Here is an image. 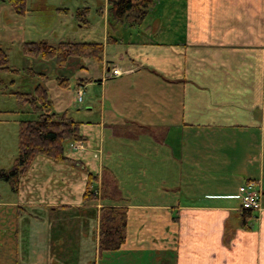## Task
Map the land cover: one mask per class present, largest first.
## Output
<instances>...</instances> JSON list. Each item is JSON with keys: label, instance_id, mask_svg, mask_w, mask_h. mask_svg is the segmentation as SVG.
I'll list each match as a JSON object with an SVG mask.
<instances>
[{"label": "crops", "instance_id": "obj_1", "mask_svg": "<svg viewBox=\"0 0 264 264\" xmlns=\"http://www.w3.org/2000/svg\"><path fill=\"white\" fill-rule=\"evenodd\" d=\"M161 2L113 37L105 1L81 148L36 155L0 199V263L264 264V0ZM246 181L260 207L243 219ZM102 207L123 211L116 250L98 247Z\"/></svg>", "mask_w": 264, "mask_h": 264}, {"label": "rangeland", "instance_id": "obj_2", "mask_svg": "<svg viewBox=\"0 0 264 264\" xmlns=\"http://www.w3.org/2000/svg\"><path fill=\"white\" fill-rule=\"evenodd\" d=\"M105 1L26 0L27 12L21 16L14 14L5 2H0V47L6 49L9 66L16 70V72L0 71V170H8L16 156L17 121L24 118H34L36 115V112H34L35 114L28 113V107L25 104H19L13 96L7 94L8 92H30L34 85L41 84L47 89L52 111L56 118L64 113L74 120L85 119L86 101L94 92H98L97 84L93 80L88 81V79L96 80L99 77V65L85 59H69L64 66H58L52 61H43L37 57L23 55L21 43L23 41L43 40L55 45L60 41L101 40L104 27H106L103 16ZM157 1H151L154 4V10L150 9L151 6L149 7L147 19L153 18ZM161 1L160 11L167 10L169 0ZM80 7L88 8L85 14L88 20L86 25H81L82 22L73 16L75 10ZM128 13L134 17L137 15V12L129 11ZM127 16L124 19L107 16L108 35L114 33L113 37H116L118 31L115 29H120L122 26L120 24L132 22L130 20L132 16ZM134 28H137V25ZM126 32L127 28L124 27L121 29L120 35ZM110 43H107V48L112 45ZM27 70L39 72L42 75L31 76ZM63 76L67 77L68 83L66 87L60 88L56 85V79ZM85 81L88 82L82 83ZM94 118L92 116V119ZM79 141H68L67 139L65 144H68L71 149L81 148ZM94 195L96 199L95 192ZM12 197V191L8 184L0 180V199ZM144 257L150 260L148 254H145ZM80 263L85 264V262ZM144 263L148 264V262ZM150 264H156V262L152 261Z\"/></svg>", "mask_w": 264, "mask_h": 264}, {"label": "trees", "instance_id": "obj_3", "mask_svg": "<svg viewBox=\"0 0 264 264\" xmlns=\"http://www.w3.org/2000/svg\"><path fill=\"white\" fill-rule=\"evenodd\" d=\"M5 2L16 15H24L27 12L26 0H0ZM151 0H106L107 16L120 19L127 12H137L141 17ZM88 8L80 7L74 12V18L80 20L81 25H86L88 20L85 14ZM103 52V43L100 41H60L51 45L46 41H23L21 53L25 56L37 57L43 61H52L58 66H64L69 59H85L100 64ZM0 71L16 72L9 66L8 54L5 48L0 47ZM31 76L42 75L39 72L27 70ZM56 85L66 87L67 77H57ZM12 83V82H10ZM7 94L13 96L21 105L28 107V113L36 112L34 118H24L17 121V151L11 167L0 170V180L8 184L14 191L20 177L25 173L31 161L36 155H42L55 162L63 161L65 143L69 140H80L78 133L79 122L66 116L64 113L56 118L52 111L51 100L48 98L47 89L41 84L33 86L30 92L11 91ZM35 114V113H34ZM66 140V141H65ZM95 175L86 173V183L82 200L84 202L94 200L93 182ZM99 216L100 229L98 247L100 250H116L123 240L124 215L123 211L116 207H102ZM244 218L248 216V210L242 212Z\"/></svg>", "mask_w": 264, "mask_h": 264}, {"label": "built area", "instance_id": "obj_4", "mask_svg": "<svg viewBox=\"0 0 264 264\" xmlns=\"http://www.w3.org/2000/svg\"><path fill=\"white\" fill-rule=\"evenodd\" d=\"M125 71H121L117 66L108 67L106 77H116ZM239 202V207L243 210H258L260 207V194L254 181H246L241 184L235 195Z\"/></svg>", "mask_w": 264, "mask_h": 264}]
</instances>
